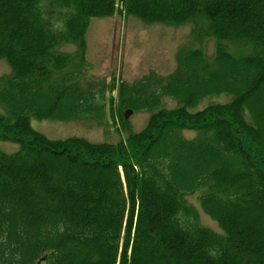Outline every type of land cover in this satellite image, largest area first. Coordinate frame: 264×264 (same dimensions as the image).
Instances as JSON below:
<instances>
[{"label":"trees","instance_id":"1","mask_svg":"<svg viewBox=\"0 0 264 264\" xmlns=\"http://www.w3.org/2000/svg\"><path fill=\"white\" fill-rule=\"evenodd\" d=\"M118 13L192 24L213 57L183 48L168 77L112 87L125 141L48 139L32 117L101 121L104 92L81 82L86 34ZM0 59V142L19 146L0 148V264H264V0H0ZM127 109L151 113L141 132Z\"/></svg>","mask_w":264,"mask_h":264},{"label":"rangeland","instance_id":"2","mask_svg":"<svg viewBox=\"0 0 264 264\" xmlns=\"http://www.w3.org/2000/svg\"><path fill=\"white\" fill-rule=\"evenodd\" d=\"M192 30L191 24H147L137 17H128L122 13L110 18H93L86 34L88 66L84 69L81 82L87 89L104 92V98H100L103 104L101 121L91 117L69 122L37 120L32 117V127L50 140L81 138L91 143L111 144L125 141L130 131L122 128L118 100L114 101L113 106L110 105L112 97L117 99V91L112 92V87H119L121 83H135L150 73L168 77L176 71V56L183 48H199L208 57H213L215 42L206 40L202 45L198 44ZM76 50L77 47L70 44L60 48V52L66 54H74ZM11 74L9 64L0 59V78ZM229 101L231 97L228 95L207 98L190 110L198 112L212 104H225ZM177 106V101L164 99L163 108L175 109ZM150 115L147 111L133 112L128 120L130 130L141 132ZM183 135L193 139L197 134L184 131ZM0 148L7 154L19 150V146L11 142H0ZM187 200L198 210L202 226L223 234L218 224L201 210L196 195L189 196Z\"/></svg>","mask_w":264,"mask_h":264},{"label":"water","instance_id":"3","mask_svg":"<svg viewBox=\"0 0 264 264\" xmlns=\"http://www.w3.org/2000/svg\"><path fill=\"white\" fill-rule=\"evenodd\" d=\"M131 114H132L131 111L126 112L125 118L128 119Z\"/></svg>","mask_w":264,"mask_h":264},{"label":"bare ground","instance_id":"4","mask_svg":"<svg viewBox=\"0 0 264 264\" xmlns=\"http://www.w3.org/2000/svg\"><path fill=\"white\" fill-rule=\"evenodd\" d=\"M79 155V154H78ZM197 245V244H196Z\"/></svg>","mask_w":264,"mask_h":264}]
</instances>
